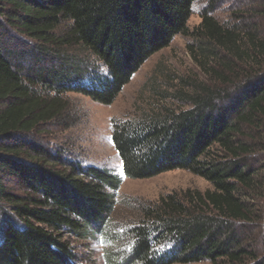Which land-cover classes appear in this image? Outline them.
<instances>
[{
    "label": "trees",
    "instance_id": "trees-1",
    "mask_svg": "<svg viewBox=\"0 0 264 264\" xmlns=\"http://www.w3.org/2000/svg\"><path fill=\"white\" fill-rule=\"evenodd\" d=\"M196 1L0 0V264H78L68 239L97 234L118 243L108 264H264L263 30L203 11L189 32ZM256 12L264 19V3ZM179 35L201 77L115 122L111 142L127 179L183 170L211 188L142 205L119 233L121 177L33 134L62 122L67 93L112 104Z\"/></svg>",
    "mask_w": 264,
    "mask_h": 264
},
{
    "label": "rangeland",
    "instance_id": "rangeland-1",
    "mask_svg": "<svg viewBox=\"0 0 264 264\" xmlns=\"http://www.w3.org/2000/svg\"><path fill=\"white\" fill-rule=\"evenodd\" d=\"M263 3L264 0H197L192 5V14L187 22L188 30L192 32L199 25L201 12L209 11L221 24L259 25L264 34V19L256 14ZM190 43V36L179 35L172 39L168 47L144 62L110 105L100 104L82 94L67 93V112L62 122L42 126L33 134L38 142L52 151L64 149L65 157L75 159L84 168L106 169L121 177L115 211L110 222L119 233L137 221L142 205L155 203L160 197L171 193L186 190L204 192L211 188L204 179L183 170L162 173L149 179H127L111 142L115 122L134 121L144 117L155 106L157 92H173L177 88L179 77H201L187 51ZM90 63L94 62L91 60ZM94 64L89 65L84 72L93 71L97 67ZM68 240L78 264H108L104 259L105 250L115 248L118 244L105 240L101 234L86 241L72 237Z\"/></svg>",
    "mask_w": 264,
    "mask_h": 264
}]
</instances>
